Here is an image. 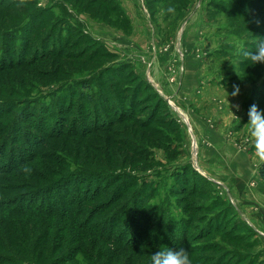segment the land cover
I'll use <instances>...</instances> for the list:
<instances>
[{
  "label": "rangeland",
  "instance_id": "1",
  "mask_svg": "<svg viewBox=\"0 0 264 264\" xmlns=\"http://www.w3.org/2000/svg\"><path fill=\"white\" fill-rule=\"evenodd\" d=\"M163 1V4H152L150 8L147 6L148 0H26L23 5L19 4V0L5 2L7 5L13 2L14 6L4 13L0 11V141L5 140L11 131L16 115L25 116L30 112L36 116H23L22 123L18 122L19 125L13 129L14 134L17 130L19 135L17 142H9L11 147L5 149L6 152L0 151V166L9 159L15 163L18 158L26 159L31 154L45 157L41 161L34 160L18 168L19 171L17 169L11 173L14 175L12 177L0 176V186L7 185L11 188L5 194V190L0 187V195L9 199L18 192H30L32 189L22 187L28 183L34 185L33 190L40 191L47 190V182L51 180L50 188L52 185H59L61 178L56 177L54 170L57 174L69 171L74 176L78 173H95L78 172L81 170L78 168L114 171L118 174L126 171L125 175L139 180L160 182L155 191H150L151 185L148 186L146 195L140 194L136 206H150L153 222H157V209L161 207L173 214L171 223H160L162 249L179 242L178 237L170 240L173 234L169 236L167 232L173 229L174 234H179L178 220L185 212L193 219L189 229L187 226L181 229L188 234V239L202 234L196 237L197 240L211 230L207 241H196L200 242L196 244L217 245L210 255H205L208 258L203 264H264V200L260 202V208H255L252 216L240 201V176L245 173L252 178L253 175L255 177L253 171L258 170L253 150L247 142V113L253 104L264 110V64L250 65L243 56V51H254L256 42L264 38V13L258 14L254 2L256 0ZM113 5L116 6V11ZM169 6L175 7L174 15L167 12ZM244 14L248 19H244ZM33 16H36L38 22V17L41 16L44 23L29 40V57L32 58L34 54L39 56L32 48L36 46V42L45 44L47 50L55 53L29 64L23 62L21 51L26 47L21 38L23 39L28 29H32L28 28V24L33 21ZM121 21H126V25H122ZM7 33L15 35L16 39L12 41L3 36ZM15 50L19 53H15ZM3 52H8L9 55L4 57ZM157 57L162 62L155 65ZM30 58L28 59L31 60ZM186 59L190 60L189 65L192 62L197 67L190 76V79L194 78L195 85L197 82L200 84L196 87V95L207 99L199 112L191 111L203 116L200 118L203 119L202 125H206L204 128L195 126L188 119L190 111L187 101L179 100L181 89L186 88ZM119 66H127V70L131 72L130 75L127 70L123 72L125 80L119 82L118 94H123L121 89L125 86H131L127 90L134 89L138 84L134 81L135 78L145 81L158 78L159 81H165L167 86L161 89L164 90L162 99L167 108L159 112L160 115L154 121L156 124L149 128L162 129L160 133H164L167 138H161V134L159 143L154 144L149 138L150 129L140 130L137 122L123 125L115 123L113 129L118 132H99L87 137L54 138L45 134L53 126L57 128L59 122L54 120L49 125L52 109L44 115V110L53 98L68 101L72 97V88L88 82L92 88L91 97L100 104V98L109 97L111 93L108 92L114 93V90H110V85L117 78L108 74L112 68ZM234 86H238L240 90L235 97L231 95ZM146 94L142 89L136 95V113L132 114H135V120L145 118V109L149 108V103L145 101ZM76 95L77 92L74 99ZM122 102L126 104L125 101ZM235 105L240 106L239 111ZM88 106L93 107L91 103ZM60 108L64 109V106ZM6 109L10 112H5ZM76 110L74 107L71 116L67 117L66 125L70 124L72 128L74 121L71 118ZM230 111L239 119L233 117ZM164 112L167 114L163 115ZM56 114L58 117L59 112ZM166 117L169 127L163 126L160 121ZM109 120L110 116L106 117L105 121ZM142 121L148 122L146 119ZM101 122L99 121L100 124ZM129 127L134 129L133 144L146 146L147 158H152V162L147 161L141 166V162L134 158L131 164V156L126 159V150L116 145V139L122 137L117 142L121 143L127 138ZM38 129L44 134L37 132ZM76 130L81 129L76 127ZM203 130L222 134L223 143L216 142L218 140L211 138L208 132L203 135ZM152 142L153 145L150 144ZM47 153L50 156L46 157ZM136 165L143 170H138ZM185 165H190L194 175L200 176L194 179L195 183L190 171L185 172L186 181L185 175L181 177L177 173L174 176ZM25 167H31V171L26 172ZM226 167L231 170L224 171ZM128 170L132 173L128 174ZM32 174L36 180L29 179ZM69 176L74 195V190L82 186L77 184L72 175ZM91 178L95 181L100 177L95 175ZM257 182H251L250 188H256ZM261 184L264 185L262 181ZM103 186L99 191L106 189ZM97 188L91 186V192L94 193ZM62 193V189L54 187V192L51 193L53 200L63 199ZM114 195L116 192L112 189L105 190L100 198L97 197L92 204H88L89 208L83 213L82 220L85 215L87 217L78 227L57 222L48 225L46 221L33 226V218L20 215L27 222L24 229L30 230L32 234L36 230L35 236L41 235L45 240L42 243L44 258L36 264H151V256L155 253L153 250L138 245L122 248L113 240L98 236L96 231L83 230L85 222L92 220L88 224H92L91 227L98 232L106 234L114 229L113 236L120 234L121 240L128 241L129 232L138 220L133 215L126 214L122 217L119 213V207L124 201L113 207L109 206L104 215L97 214L103 204L113 203L109 198ZM201 205L212 210L208 214L203 211L199 215L192 212ZM94 211L95 215L92 214ZM210 222L212 229L204 228ZM143 224L149 227L148 221L145 220ZM226 233L229 237H225ZM240 233L244 235L240 236ZM32 234L27 232L21 238L31 243ZM150 240L148 236V241ZM235 254H243V257L237 258Z\"/></svg>",
  "mask_w": 264,
  "mask_h": 264
},
{
  "label": "trees",
  "instance_id": "2",
  "mask_svg": "<svg viewBox=\"0 0 264 264\" xmlns=\"http://www.w3.org/2000/svg\"><path fill=\"white\" fill-rule=\"evenodd\" d=\"M7 0H0V11L3 13L6 11L11 10L13 8L14 4L11 2L10 4H5ZM255 5L257 6L258 14L259 13H264V0H256L254 1ZM163 0H148L147 6H150L152 4H163ZM31 4V3H30ZM27 5L28 1H27ZM113 9L116 11V6L113 5ZM250 9H253L251 7ZM33 21H30L28 24V28L32 27V29H28V32L26 33L25 36H23V40L25 42V49L24 51H21V54L24 56L23 62L33 64L36 63L37 61L43 59L44 57L48 55H52L55 52L47 50V46L45 44L43 45L40 42H36V46L32 47L36 53V55L39 56H34L32 58L29 57L28 54V49L27 46H29V40H31V37L36 34V32L39 31L40 27L44 23V20H41V16L38 17L40 21L36 19V16L31 17ZM43 19V16H42ZM244 19H248L246 14H244ZM128 21V20H127ZM122 25H126V21H121ZM264 25V24H263ZM263 30H264V26ZM26 27V26H25ZM6 33V32H4ZM10 35V36H8ZM11 38L10 40H15L16 36L7 33V35H3ZM49 42V41H48ZM40 48V49H39ZM18 50H15V53H17ZM41 52V53H40ZM19 53V52H18ZM4 57H7L9 55L8 52L4 53ZM21 55V56H22ZM30 58L31 60H29ZM28 59V60H27ZM126 65V64H124ZM11 66V65H10ZM7 66V67H10ZM127 66H119L112 68L110 70L109 74L112 76L115 80V82H111V87L110 90H114L113 92H108L111 93L110 96H105L102 98H98L100 100V104L98 101H96L93 97H91V84L88 82H85L75 88H72L70 91L72 97L68 101L61 100V98H53L51 104L47 107V109L44 110V115L49 113V110H53L51 112V119H48L49 125H51L50 122H53L54 120H58L57 128L53 126L51 130L45 131L46 135L48 137H58V138H68V137H87L91 136L92 134L103 132V133H111L112 130H114V124H119L123 125L127 122H134V123H139V128L140 130H147L149 126L155 125L156 123L154 122L156 120V117L159 114L160 111H165L167 108L166 102L160 97L157 92L152 88V86L145 80L140 79V78H135L134 81H136L137 86L134 87L132 90H127L126 88H130L131 86H125L121 90H123V94H121L119 91V94L117 93V88L118 85L120 84L119 82L122 80H125L123 78V72H126ZM129 71V75L131 70ZM121 73V74H120ZM128 73V72H127ZM117 74V76H116ZM115 75V76H114ZM113 85V86H112ZM146 91L145 95V101L146 103H149V108L145 109L146 114L143 116L145 118L139 120H135V118L132 116L133 113H136L134 110V105L137 99V93H139L141 90ZM137 90V92H136ZM77 92L76 99H74V95ZM107 93V92H106ZM93 96V95H92ZM100 96V95H99ZM98 96V97H99ZM93 98V99H92ZM136 98V99H135ZM140 99V98H139ZM144 100V99H143ZM122 101H125L126 104H123ZM91 103L93 105L92 108L88 106V104ZM64 106V109H61L60 107ZM102 106V107H100ZM76 108V114L71 118L73 120V128L72 126L66 125L67 123V117L71 116V111L73 108ZM98 107H100V110L98 111ZM91 110V111H90ZM9 111V109H6L5 112ZM21 111V110H20ZM90 111V112H89ZM10 112V111H9ZM59 112V116L56 117V113ZM23 113V112H22ZM89 113V114H88ZM167 114V112H164L163 115ZM30 114L31 117L35 115V113H30L28 112L25 116L24 115H16L13 118V125L11 127V123H9V128L11 127V131L8 132L7 137L5 140L0 141V151L6 152L8 148L11 147V143L9 142H17L16 139H18V132L15 130V134L13 129L19 125V123H22L21 119L22 117H28ZM127 114V115H126ZM36 116V115H35ZM110 116V125L109 122H106L105 119L106 117ZM48 117V116H46ZM91 117V118H90ZM134 118V120H133ZM148 118V119H147ZM46 119V118H45ZM148 120L147 121H142V120ZM70 120V121H71ZM102 120V122H101ZM101 122V124L99 123ZM162 121V125L165 127H169L167 122H168V117L160 120ZM19 122V123H18ZM105 122V124H104ZM112 122V123H111ZM147 122V123H145ZM173 124L172 122H169ZM170 124V126H171ZM104 125V126H103ZM106 125V126H105ZM70 126V127H69ZM135 126V125H134ZM76 127H80L81 130H76ZM136 128V126H135ZM43 129V128H42ZM149 138L151 141H154V144H158L160 141V135L162 134V137L167 138L168 136L164 135L162 132V129H156V128H149ZM45 130V129H44ZM115 132H118L117 130H114ZM37 132L42 133L38 129ZM128 135L127 138L123 139L122 142L117 143L119 139H116L115 143L116 145L118 144L120 148H123L126 150L127 154L125 158L127 159L128 156H131V160L129 163L132 164V159L136 158L138 161L141 162V166L145 165L146 162H152V158H147L148 155V150L146 146L143 144L139 145H134L133 144V137L132 133L134 134V129L132 130L131 127L127 129ZM176 138V136H175ZM124 141V142H123ZM153 145V142L150 143ZM123 145V146H122ZM6 149V150H5ZM50 156L48 153L46 154V157ZM146 156V158H145ZM42 157H45L42 155ZM41 154H31L29 155L26 159L25 158H18V160L13 163L12 159L8 160L6 163L3 162V165L0 166V176H14L11 173H14L18 168L20 169L21 167L28 165L29 163L35 161H41L42 159ZM57 159L55 158V161ZM36 162V163H37ZM37 165V164H36ZM7 167V168H4ZM138 170H143L139 165H136ZM19 169L17 171H19ZM31 169V167H29ZM81 169L78 172H95V173H78L76 176L74 174H70L68 171H63L59 174L56 172V177L61 178L59 181V185L55 184L54 186L52 185L51 188L49 187L53 180L48 181L47 185L48 188L47 190H33L35 187L31 186L30 183L22 185L25 189L30 190V192L23 193L18 192L16 195L10 196L9 199H5L3 195H0V264H36V262H40L43 260V246L42 243L45 241L41 235L35 236L34 231L33 234L30 230H25L24 226L26 227L27 222H25L24 219L20 217V215H28L29 217L33 218V226L39 225V223H43L44 221L48 222V225L54 224L55 222L57 223H68L72 225H82L84 223V219L86 217L84 216L82 220V215L83 213H86V210L89 208L87 207L88 204H92L93 201L105 190L112 189L113 191L116 192V195H114L112 198H109V200H113V203L110 205L103 204L102 208H100L97 212V214L102 213L101 215L106 214L105 211H107V208L109 206L113 207L120 202L124 201L121 203V206L119 207V213L122 215V217H125L127 215H133L132 217H135L138 222H135V226L133 229L130 230L129 235L130 238L127 240H121L120 239V234L117 236H113L114 229H110L109 233L104 234L102 231L98 232L97 229H93L91 227L92 224H88V222H93L92 220H88L85 222V228L83 230L89 231L93 230L96 231L98 236L107 239V240H113L114 243L119 246V247H131V246H145L148 250H153L154 252H157L158 250L162 249V228H161V222H164V225L166 223H171L172 219L174 218L170 212H168V209H165L163 207L157 209L158 213V219L157 222H153V217L150 216L151 210H149V207H145L142 205H139L138 207L136 204L139 202L138 198L141 195H146L145 191L148 190V186L151 185V190L150 191H155L159 188L160 182H154V181H148L147 179L144 180H139L135 178L134 176L131 175H125L124 173L126 171H120L121 173L118 174V172L114 171H106V170H89L85 168H78ZM132 170V169H131ZM131 170H128V174L132 173ZM185 170V171H184ZM191 172V179L194 181L196 177H199L198 174L194 175V172L192 171V168L190 165H185L183 168H181L179 171H176L175 175L177 173L180 174L182 177L185 175V181H186V174L185 172ZM73 172V171H72ZM140 172V171H138ZM69 175H72V178H75L77 181V184H80V187L74 190V195L72 194L71 191V177ZM100 177L98 180L94 181V176ZM120 175H122V178H120ZM124 175V176H123ZM258 175L260 180L264 183V165L258 167ZM30 176V175H29ZM30 177L29 179H35ZM22 179V178H21ZM36 180V179H35ZM39 181V180H37ZM27 183V182H26ZM195 183V181H194ZM101 185H104L103 187L106 188L103 191H99ZM91 186H97V190L92 193L91 192ZM1 190H5V194L8 193V190H11L7 185H2L0 186ZM11 187V186H10ZM15 187V186H14ZM31 187V188H30ZM54 187H57L58 189H62L64 193H62V198L63 199H58V201L53 200L51 193L54 192ZM18 189V188H14ZM22 189V188H20ZM45 193V194H44ZM4 194V195H5ZM46 194L49 196L46 197ZM110 193H107V195ZM106 198V197H104ZM107 206V207H105ZM68 207V208H65ZM132 207L130 210L129 208ZM208 207H204L201 205V207L197 210H193L192 212L199 213L205 212V214H208L210 210ZM155 211V210H153ZM152 211V212H153ZM207 211V212H206ZM138 212V214H136ZM95 215V211L92 213ZM92 217V216H91ZM148 221V225H144V221ZM193 219L191 216H187L185 212L181 214L178 220V231L179 234H174L173 229H169L167 234L172 237L170 240H174L175 237H178L179 242L177 244H172L169 245L168 248L176 249L183 247L186 251H188L190 259L192 257L193 260H191L193 263L197 264H203L204 261H206V258H208L205 255H210L212 249L214 248V244H205V245H198L196 243H200L202 241H207V237L209 238L210 236V231H206V236H202L196 240L197 236H201L202 234H199L197 236H192V238L188 239L187 233H185V230H181L185 228L184 226H187L188 229L192 223ZM206 221V219H204ZM213 222V221H212ZM208 224L207 229H212L211 228V223ZM79 223V224H77ZM153 223V224H152ZM88 224V225H87ZM151 224L153 226H151ZM156 225V226H155ZM183 231V232H182ZM218 231V230H216ZM220 231V230H219ZM31 233L32 240L31 243L26 242L22 236L26 235V233ZM203 233V232H202ZM225 237H229L228 233H226ZM47 235V234H46ZM175 235V236H174ZM244 235L243 233H240V236ZM146 237V238H141V237ZM148 236L151 238L150 241H148ZM224 236V235H223ZM20 237V240L19 238ZM235 239H238V237H235ZM145 239V240H144ZM194 239V240H193ZM227 239V238H226ZM192 241V242H191ZM200 241V242H196ZM167 243V242H166ZM38 252V253H37ZM239 255V256H238ZM243 254H235L237 258H241ZM204 256V257H202ZM219 264H225V262H219Z\"/></svg>",
  "mask_w": 264,
  "mask_h": 264
},
{
  "label": "clouds",
  "instance_id": "3",
  "mask_svg": "<svg viewBox=\"0 0 264 264\" xmlns=\"http://www.w3.org/2000/svg\"><path fill=\"white\" fill-rule=\"evenodd\" d=\"M24 3H26V0H19V4L23 5ZM175 11L176 9L173 6L167 8V12L170 14L174 15ZM243 56L249 61L250 65L264 64V38H260L256 42L254 51H243ZM239 91V87L234 86V91L231 95L235 97L239 95ZM234 107L239 111V105H235ZM230 113L233 117L239 119L233 112L230 111ZM247 115L248 122L245 124L249 137L247 142L251 145L257 167H260L264 165V110L253 104L249 107ZM24 170L26 172L31 171L27 167ZM151 264H192V261L188 251L183 247L176 249L165 248L152 254Z\"/></svg>",
  "mask_w": 264,
  "mask_h": 264
},
{
  "label": "crops",
  "instance_id": "4",
  "mask_svg": "<svg viewBox=\"0 0 264 264\" xmlns=\"http://www.w3.org/2000/svg\"><path fill=\"white\" fill-rule=\"evenodd\" d=\"M145 50V49H144ZM162 61L160 60L159 57H157V59L155 60V65H158L159 63H161ZM186 63V71L184 74V79H186L185 83H186V88H182L180 91V95H179V100L184 99L185 101H187V105H188V109L190 111V114L188 119L195 124V126L197 125L198 127H202L204 128L206 125H202L203 124V119H201L200 117L203 118L202 115H195L193 112L191 113V111H195L199 112L204 106L203 104L205 102H207L206 98H202L201 96H197L196 95V87L200 86V84H198L199 82H197V84L195 85V80L194 78L190 79L191 74L196 70V66H194L190 60L186 59L185 61ZM195 67V68H194ZM195 77V75H194ZM196 78V77H195ZM152 80H146L151 86L152 88L157 92V94L159 96H161L163 98V92L164 90L161 89V87L163 86H167L165 84V81H159V79H153ZM193 80V82L191 81ZM192 84H191V82ZM184 83V84H185ZM164 88V87H163ZM195 92V94H194ZM164 99V98H163ZM198 104V105H197ZM197 105V106H195ZM205 124V123H204ZM198 131V129H197ZM204 131V130H203ZM201 132V131H199ZM208 132V134L210 135V137L214 138V140H218L216 142L218 143H223V136L222 134H216L215 132H211V131H204L201 132L203 133V135H205V133ZM231 168H224V171H230ZM243 173V172H242ZM255 173V177L254 175L252 176V173L250 171V177L252 176V178H249L248 176L245 175V173L242 174V176H240V201H242L243 205H244V209L249 213V215H253V213L255 212V208H260L261 206V201L264 200V185L261 184L260 178L258 176V170L256 169V172L253 171V174ZM253 181H258V186L256 188H250V183ZM242 199V200H241Z\"/></svg>",
  "mask_w": 264,
  "mask_h": 264
}]
</instances>
